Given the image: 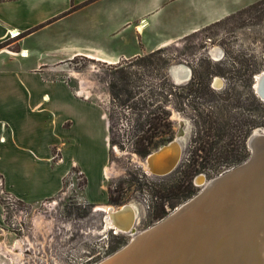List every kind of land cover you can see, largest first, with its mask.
<instances>
[{
  "label": "rangeland",
  "instance_id": "obj_1",
  "mask_svg": "<svg viewBox=\"0 0 264 264\" xmlns=\"http://www.w3.org/2000/svg\"><path fill=\"white\" fill-rule=\"evenodd\" d=\"M213 49L223 53L220 61L211 58ZM177 64L190 68L188 83L177 85L169 78L168 68ZM57 67V80L69 86L78 99L75 105L69 100L65 110L66 99L58 95L53 115L42 123L22 113L19 119L12 117L13 127L3 123L0 135H22L15 126L22 123L28 127L25 134H36V127L42 139L53 136L48 161L55 174L68 173L61 191L43 202L14 199L10 207L0 195L6 232L0 264H98L126 246L132 235L106 227L105 213L96 206L133 205L140 233L197 195L203 187L198 176L208 183L235 167L218 166L227 146L244 163L250 156L247 138L255 131L264 133V100L254 89V77L264 72V0L153 54L118 63L78 56ZM23 78L28 88L52 99L53 89L65 88L51 84L43 72ZM216 78L223 82L219 89L212 87ZM18 82L20 87L13 78L14 85ZM175 140L182 148L177 167L163 177L150 175L146 157ZM103 164L114 168V176L103 178ZM39 214L43 221L37 227Z\"/></svg>",
  "mask_w": 264,
  "mask_h": 264
},
{
  "label": "crops",
  "instance_id": "obj_2",
  "mask_svg": "<svg viewBox=\"0 0 264 264\" xmlns=\"http://www.w3.org/2000/svg\"><path fill=\"white\" fill-rule=\"evenodd\" d=\"M260 1L0 0V130H3V123L13 127L12 117L19 119L22 113L31 114L42 123V119L52 114L53 107L58 106V95L66 99L65 110L70 106L69 100L75 105L78 99L69 86L57 80V65L61 62L85 56L118 63L148 55L173 46ZM14 32L18 35L11 37ZM42 72L47 74L51 84L65 86L52 90L55 92L53 99L36 87L26 86L23 77ZM13 78L22 85L19 87V82L14 85ZM79 100L84 102L82 104L92 103ZM15 126L22 135L11 134L9 138L0 135V178L4 191L22 203L52 199L61 191L68 173L66 170L55 174L48 161L55 148L53 136L42 139L36 127H33L36 134L30 135L28 131L25 134L28 127L22 123ZM107 127L106 122V134ZM36 153L45 154V157H38ZM3 222L4 212L0 205V240L6 233Z\"/></svg>",
  "mask_w": 264,
  "mask_h": 264
},
{
  "label": "bare ground",
  "instance_id": "obj_3",
  "mask_svg": "<svg viewBox=\"0 0 264 264\" xmlns=\"http://www.w3.org/2000/svg\"><path fill=\"white\" fill-rule=\"evenodd\" d=\"M209 54L213 60L219 61L222 52L213 49ZM168 69V76L173 83L182 85L190 80L189 67L177 64ZM261 74L255 78L254 89L257 92ZM85 83L86 81L81 80L83 87ZM221 84L222 81L216 79L214 86L219 87ZM262 89L264 93V88ZM258 96L264 100V95L259 94ZM252 134L250 139L264 136V133L258 131ZM175 142L177 146H169L171 143L169 142L146 157L145 167L148 172L151 171L158 175L154 177H162L161 174L174 167L175 163L171 162V157L177 161L179 151L182 152L181 145L177 140ZM153 154L155 156L150 157ZM254 162H256L254 165L246 168L237 177L223 182L222 186L210 193L205 204L211 207V210L222 196L225 197L224 205L216 214L217 216L212 214L205 220L210 224L204 222L205 226L195 228L194 233L188 221L194 215L198 220L204 216L200 214L203 208L200 210L198 206L191 208L183 218L164 226L152 237L135 240L133 239L144 231L138 233L134 227L137 210L133 205L118 208L96 206L95 210L105 213L106 227L132 235V248L118 261L110 264H264V154L258 153ZM115 172L114 168L105 167L102 170L103 178L108 179L114 176ZM203 178L205 179L204 176ZM203 178L198 185L203 186L200 192L208 185L206 181L202 183ZM237 189L245 194L242 204H236L233 198ZM42 221V216L39 214L35 217L34 223L38 227ZM201 231L204 234L200 237ZM115 233L118 234L117 231ZM15 246L20 247V243L16 242ZM0 248L4 249V246ZM10 253L13 254V251Z\"/></svg>",
  "mask_w": 264,
  "mask_h": 264
},
{
  "label": "water",
  "instance_id": "obj_4",
  "mask_svg": "<svg viewBox=\"0 0 264 264\" xmlns=\"http://www.w3.org/2000/svg\"><path fill=\"white\" fill-rule=\"evenodd\" d=\"M261 73L262 74L260 75L259 82H258V92L260 95H264V93H262L263 92L262 88H264V85H263L264 84V72H261ZM254 80H255V77H254ZM258 92H257V90H255V93L257 95H259ZM252 135L253 134H250V136L247 138V141H246L247 148H249V150H250V156L244 163L237 165V166L225 171L224 173L220 174L216 178L210 180L208 182V185L203 189L202 192L193 196L187 202L182 204L181 207H179L178 209L176 208L177 210L175 209L174 210L175 212H173L172 214H170L166 218L162 219L157 224L153 225L150 229H148V230L144 231L143 233H141L140 235L136 236L133 240H135L137 238H142V237L143 238L144 237H147V238L152 237V235L156 234L164 226L171 224L180 218H183L184 214L188 213V211L191 208H193L194 206H198L200 210L203 208L200 211V214H202V215L204 214V216L198 220L197 216L194 215L191 218V220L188 221V222H190L189 226H190V229L193 230V233L195 231V228H199L202 226L204 227L205 223L210 224V223H208V221H205V220H207L209 216L211 217L212 214L216 215L221 211L220 209L224 205L223 200L225 199V197H223V196L220 197V201L218 202V204H216L215 207L211 210V207H209L205 204V201L210 196V193L214 192L216 189H218L220 186H222V184H224L223 182L228 181L231 178L237 177L240 173L244 172L246 170V168L250 167L251 165H254L256 163V162H254V160H255L256 156L258 155V153L260 155L264 154V136H258L254 139L253 138L250 139ZM171 145L177 146L175 141L171 142L169 146H171ZM165 148H168V147H165ZM153 156H155V154L151 155L150 157H153ZM180 158H181V151H179V157H178L177 161L174 160L173 157H171V162L175 163L174 167L169 168L168 171L165 172L164 174H161V176L163 177V176H166V175H169L170 173H172L174 171V169L177 167V165L180 161ZM149 174L152 176H158L157 174H154L151 171H149ZM201 178H203V176H198L196 178L197 184L201 183L200 182L202 180ZM204 181H206V180L203 178L202 183H204ZM243 196H245V194H243L242 192H240L237 189L235 191V193L233 194V198H235V203L236 204H242V202H244ZM203 205H204V207H203ZM189 234H191V232H189ZM203 234H204L203 231H201L199 234L200 237ZM133 240H131L126 246H124L123 248H121L120 250H118L117 252H115L114 254H112L111 256H109L108 258H106L105 260L101 261L98 264H110L112 262L118 261L123 255H125L132 248Z\"/></svg>",
  "mask_w": 264,
  "mask_h": 264
},
{
  "label": "trees",
  "instance_id": "obj_5",
  "mask_svg": "<svg viewBox=\"0 0 264 264\" xmlns=\"http://www.w3.org/2000/svg\"><path fill=\"white\" fill-rule=\"evenodd\" d=\"M259 3V2H258ZM258 3L246 8V9H250L252 7H254L255 5H257ZM246 9L242 10V11H245ZM241 12V11H240ZM239 13V12H238ZM220 23V22H219ZM219 23H216V24H219ZM215 24V25H216ZM213 26V25H212ZM161 51V50H159ZM159 51H156V52H159ZM154 52V53H156ZM153 54V53H151ZM208 86V85H207ZM214 90V89H213ZM181 103L178 102V105H180ZM204 114V113H203ZM200 116V115H199ZM250 128H254L255 126H257V123L255 121H252L250 124H249ZM145 152H141V155L144 154ZM220 159L219 161H217L218 163V166L219 167H224V168H229V167H232V166H236V165H239L241 164V162L243 161V158L240 157L239 155L237 154H234L232 150L229 149V146H227V148L225 149V152L224 154L218 158ZM218 168V167H217ZM214 169V170H218V169ZM181 189V187H180Z\"/></svg>",
  "mask_w": 264,
  "mask_h": 264
},
{
  "label": "built area",
  "instance_id": "obj_6",
  "mask_svg": "<svg viewBox=\"0 0 264 264\" xmlns=\"http://www.w3.org/2000/svg\"><path fill=\"white\" fill-rule=\"evenodd\" d=\"M14 35L17 36L18 33L14 32L10 34L11 37H15ZM212 87H213V84H212ZM0 195L3 196V200L7 202L8 206L10 207L13 206V204L15 203V200L11 195H9L8 193L4 191L2 178H0Z\"/></svg>",
  "mask_w": 264,
  "mask_h": 264
},
{
  "label": "flooded vegetation",
  "instance_id": "obj_7",
  "mask_svg": "<svg viewBox=\"0 0 264 264\" xmlns=\"http://www.w3.org/2000/svg\"><path fill=\"white\" fill-rule=\"evenodd\" d=\"M222 56H223V53H222V55H221V59H222ZM221 59H220V60H221ZM220 60H219V61H220ZM191 76H192V73H191ZM257 77H258V76H257ZM190 79H191V77H190ZM216 79H219V78H216ZM216 79H215V80H216ZM215 80H214V82H213V86H214ZM219 80H220V79H219ZM189 81H190V80H189ZM189 81H188V82H189ZM188 82H187V83H188ZM222 85H223V82H222V84H221L219 87H216V88L219 89ZM214 87H215V86H214ZM134 219H135V222H136V218H134Z\"/></svg>",
  "mask_w": 264,
  "mask_h": 264
}]
</instances>
